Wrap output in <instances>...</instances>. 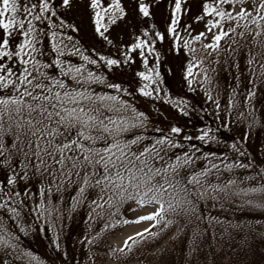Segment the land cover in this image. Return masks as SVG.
<instances>
[{
    "label": "trees",
    "instance_id": "16d2710c",
    "mask_svg": "<svg viewBox=\"0 0 264 264\" xmlns=\"http://www.w3.org/2000/svg\"><path fill=\"white\" fill-rule=\"evenodd\" d=\"M168 1L171 8L174 2ZM246 1L252 5V23L264 27V9L259 7V0H228L219 5L215 0L212 6L221 11L229 3ZM183 2L187 7L185 15L193 17L189 8H199V3L195 0ZM61 10L64 11V6ZM115 14L116 19L119 13ZM40 15L42 19L38 21L32 17L25 18L26 21L32 19L33 27L40 30L38 35L33 33L34 47L38 51L32 54L42 63L51 62L55 58L51 46L57 43L62 60H70L74 65L83 62L87 71L103 76V82L96 81L90 85L93 91L102 95H118L128 101L130 107L145 114L143 126L131 129L126 136L142 135L141 144L146 145L162 135H168L172 126L180 127L182 132L172 136L174 144L179 141L178 146L160 153L165 163L182 152H191L194 146L198 156L212 152L224 164L234 165L231 170L214 172L208 177L209 182L219 180L226 183L228 179H236L238 185L244 188L264 183L262 176L257 175L264 167V77L257 79L254 75V70L257 73L260 71L259 64H264V36L246 35L241 23L226 20L227 12V17L218 16V21L224 31L229 28L233 31L228 32L225 37L229 38L212 58L211 54L203 56L184 49L188 43L184 34L187 31L175 32L176 28H173V33H168V28L162 30L160 22L151 18L147 23L145 40L155 41L152 44L154 51L139 49L145 52L149 62L150 58L152 60L145 65L140 51L129 48L125 44L127 40L110 33L111 37L103 41L94 29L90 33L81 31L73 12L72 19L65 18L64 14H53L50 19L44 13ZM199 17L195 20L198 24L202 21ZM196 23L193 26H197ZM16 28L20 31L19 26ZM23 29L27 31V22ZM156 31L162 33L163 39L155 37ZM48 32H55L57 40L53 41ZM20 39H23L21 35ZM128 40L133 42L134 38ZM60 41L63 43L60 44ZM72 48L88 55L90 60L98 59L96 53H99L120 60V63L110 66L98 61L91 65L82 61V55L74 54ZM124 56H131V59L125 60ZM249 60L258 63L250 65ZM190 62L193 65L191 69L188 67ZM12 66L16 70L18 63ZM148 68L152 69V75L151 80L146 81L138 73H147ZM198 70L207 74L203 81L196 78ZM109 84H120L121 88L113 89ZM145 84V91H151V95L145 96L138 91ZM248 91H253L252 97L247 96ZM202 132L215 139L205 143L199 139ZM233 143L238 152L230 147ZM2 159L4 156H0ZM13 159L14 167L22 174L20 161L23 157L14 149ZM236 161L253 163L254 167L242 169L235 166ZM156 163L159 166V162ZM203 166V159L198 160L196 167ZM6 173L7 168L0 166V187L4 186ZM30 176L31 195L17 198L23 201V205L17 207L19 216L0 207V225H3L0 234L5 235L7 241H0V264H106L102 251L106 249L107 233L121 224L115 223L116 217L129 201H124L114 213H110V206L106 203L109 197L106 196L105 201H97V204L103 205L101 215V209L89 203V200L95 199L94 193L87 199L81 197V202L73 204L71 196L76 193L65 189L45 194L44 199L50 200L56 211L49 210L50 214L41 215L40 210H33L41 199L38 195L40 178ZM27 184L28 181L20 180L13 189L22 192ZM248 199H259V194L229 195L227 198L221 194L219 200L211 197L199 200L195 215L173 217L180 219L181 228L176 237L157 253L148 250L169 231L134 238L123 251L115 253L120 255L117 256L120 259L140 258L144 264H264V210L245 204ZM9 203L13 204L12 201ZM44 208L49 209L47 202ZM109 219L112 222L106 228L103 222Z\"/></svg>",
    "mask_w": 264,
    "mask_h": 264
},
{
    "label": "snow or ice",
    "instance_id": "6c2138e0",
    "mask_svg": "<svg viewBox=\"0 0 264 264\" xmlns=\"http://www.w3.org/2000/svg\"><path fill=\"white\" fill-rule=\"evenodd\" d=\"M227 2L228 0H216L217 5ZM61 5L70 7L71 0H61ZM89 7L94 10L95 31L107 40L101 31L102 21L105 15L111 20V14L116 12L120 16L124 15L120 0H111L104 5L101 0H90ZM181 7V0H175L173 12H178ZM259 7L264 9V0H259ZM138 8L144 16L149 15L147 3H139ZM48 11H54L51 0H37L36 3L32 0H0V31L3 34L0 36V91H3V94H0V156H4V159L0 160V166L7 168L4 186L0 187V207L19 216L17 207L22 206L23 201L17 198L21 195H31V174L40 178L38 195L41 199L33 210H40L41 215L56 211L51 201L44 199L45 194L65 189H72L76 193L71 196L73 204L81 202V197L87 199L94 193L95 199L89 200V203L100 208L101 215L103 205L97 204V201H105L106 196L109 197L106 203L110 206V213H114L124 201L134 200L138 206L156 203L159 206L154 211L135 218L136 221H153L149 228L162 222L168 227L174 223V220L166 219L168 216L195 215L199 200L208 197L219 200L221 194L223 198L229 195L259 194V199L245 200V204L264 210V183L244 188L238 185L236 179H228L226 183L219 180L209 182L208 177L214 172L219 173L221 169L231 170L234 167L232 163L224 164L220 161L216 153L205 152L201 157L196 154L198 150L193 146L191 152H182L181 155L175 156V159H169L165 163L160 153L178 146L179 141L174 144L172 136L182 132L180 127L172 126L168 135H162L158 140L146 145L141 144L142 135L130 138L126 136L131 129L143 126L145 114L130 107L128 101L118 95H102L93 91L90 85L96 81L103 82L104 77L87 71L83 62L74 65L70 60H62L57 43L51 46L55 54L54 60L44 63L38 60L32 54L38 51L34 47L33 33L38 35L40 30L33 27L32 19L26 21L25 18L32 17L38 21L42 19L40 13ZM203 12L220 17L226 14L210 6L207 0ZM241 14L247 15L245 9L242 8L236 15L239 17ZM228 18L233 17L229 14ZM196 19L199 20L200 17ZM177 20L178 17L173 15L167 29L169 33H173V25ZM26 22L27 31H24L23 26ZM208 23L220 22L210 20ZM14 26H19L20 35L23 37L22 41L15 45L18 49L15 52L9 50L8 39ZM232 31V28L227 31L221 28V31L212 37V43L205 44L204 47L217 48L221 37ZM47 34L53 41L57 40L55 32ZM143 35L147 36V29ZM154 35L163 39L159 31ZM203 35L204 33H199L192 39L199 40ZM62 43L63 41H60V44ZM153 43L155 41L149 42L137 37L136 42L128 47L140 49L146 46L150 51H154ZM29 49L31 51H28ZM71 51L82 55L76 48H72ZM139 54L143 63L147 65L145 52L140 51ZM25 56L31 59H25ZM96 56L98 59L90 60L88 55H82V61L90 62L91 65L97 64L98 61H104L110 66L120 63V60L99 53H96ZM124 59H131V56H124ZM17 63L18 67L14 70L12 65ZM254 63L258 62L249 60L250 65ZM188 67L189 69L193 67L191 62ZM259 69L258 73L254 70L257 79L264 77V64H259ZM138 75L149 81L152 69L148 68L147 73L142 71ZM205 76L207 77V74ZM108 86L117 90L121 88L120 84ZM145 88L147 84L138 91L145 96L151 95L152 92L145 91ZM253 94V91L247 92L248 97H252ZM231 103L230 99L229 104ZM180 110L183 111L182 108ZM6 138L10 139L6 142ZM199 139L207 143L215 137L202 132ZM137 145L140 146L136 147ZM230 147L239 151L235 143ZM13 149L23 157L20 161L22 174L14 167ZM201 159L204 166L198 168L196 163ZM235 166L242 169L254 167L253 163L240 161H236ZM185 169L188 171L185 172ZM257 175L264 179V167H261ZM20 180L28 181L22 192L13 189ZM46 202L49 209L44 208ZM2 228L3 225H0V229ZM149 228L134 233V236L142 238L143 234L148 233ZM152 235L155 236L156 233L153 232ZM0 241L7 242L5 235L0 234ZM132 241L133 236L127 237L124 246L127 247Z\"/></svg>",
    "mask_w": 264,
    "mask_h": 264
},
{
    "label": "rangeland",
    "instance_id": "374dc122",
    "mask_svg": "<svg viewBox=\"0 0 264 264\" xmlns=\"http://www.w3.org/2000/svg\"><path fill=\"white\" fill-rule=\"evenodd\" d=\"M174 2L171 8H169V1L168 0H120L121 7L124 9V15L118 16L116 19V14H111L112 19L109 20L107 18V15H105L104 20L102 21V27L101 31L104 32V35L109 39L111 37V34L114 36H119V38H123L127 40V45H131L136 42V38L140 37L141 39H145L146 36L143 35V32L145 29H147V23L151 20V18H154L155 21L160 22L162 27V30H165L168 28L169 24H171L173 15H176L178 17L177 23L173 25V28H176L177 31H187L184 32L185 37L188 39V47L186 46L184 49H188L189 52H194L195 54H202L205 56L206 54H211L212 58H215L216 53L220 51V45L225 42L229 37H221L220 41L218 42V47L213 48H205V44H211L212 43V37L216 34H218L221 31V26L219 24H209L208 22L211 20L213 22L218 20V16L209 13L205 14L203 12V6L205 3V0H195L197 3H199V8H189V10L193 11V17L190 16L188 18L185 13L187 11L186 3H184V0H181L182 7L178 12H173V9L175 7V0H171ZM33 3H36L37 0H32ZM111 0H101L102 5L110 3ZM139 3H147L149 5V15L144 16L138 8ZM207 3L212 6L213 3H215V0H207ZM51 4L54 8V11H48L44 14L46 15L47 19H50L53 17V14H56V16H60L62 14L65 15V18L72 19L71 12H73L76 15V21H78L80 30L90 33L92 29L95 30V22H94V16H93V9L89 7L90 0H71V6L70 7H64V11L61 10V0H51ZM249 4L247 3H238L233 5H224L221 8V11L225 12L226 14L223 16V18L227 17V12L232 13V16L237 17V13L241 12V9H245L247 11L249 9ZM37 12L39 10L37 9ZM62 12V13H61ZM230 13V14H231ZM42 14V13H40ZM202 17V21L198 24L195 22L196 17ZM194 18V19H193ZM245 15L241 14L239 17H237V20L244 21ZM193 19V20H192ZM192 20V21H189ZM226 20H231L228 17ZM75 22V21H74ZM197 24V26H193V24ZM242 30L246 32V35H251L255 32L256 35H261L263 31H256L255 26H252V28H248L246 24L244 23ZM111 33V34H110ZM169 33V32H168ZM204 33L203 36L199 40H193L192 37L199 34ZM81 34V33H80ZM2 31H0V36H2ZM99 35V33H98ZM100 36V35H99ZM134 38L133 42L129 41V38ZM103 41H106L103 37H101ZM9 39V50L10 51H17L15 45L20 43V31L14 26V30H12V34L8 37ZM140 49H148L146 48H140ZM139 50V49H137ZM140 51V50H139ZM200 56V55H199ZM148 60V59H147ZM150 58V62H151ZM148 61V64L150 63ZM125 67L122 68L124 70ZM159 205L156 203L151 204H144L141 206L136 205L135 201H131L127 204L126 208L124 209L123 215L120 217V221H128L127 228L124 229V227H121L114 232L110 234L109 242L113 246L117 247L118 245H123L125 239L129 236V234H134L136 232H142V229L149 228L150 224H153L154 222L151 220H140L136 221V217L140 215H145L149 212H152L155 210L156 207ZM130 209H134L131 210ZM166 219H171L169 217H166ZM173 220V219H172ZM162 225H165L164 222L160 223L158 226H154L152 228H149L148 232H152V230H155L157 227H160ZM179 222L174 221V231L173 233L179 228ZM171 225H169L170 227ZM172 233V234H173ZM171 234V235H172ZM170 235V236H171ZM159 246H156L154 250L158 249ZM107 261L110 264H140L141 261L134 260V261H127V262H121L116 261L107 254L106 255Z\"/></svg>",
    "mask_w": 264,
    "mask_h": 264
}]
</instances>
